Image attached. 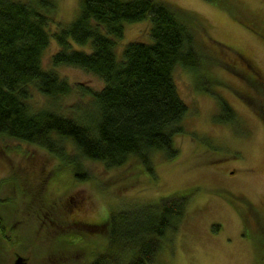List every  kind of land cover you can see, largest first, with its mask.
<instances>
[{
	"label": "rangeland",
	"instance_id": "obj_1",
	"mask_svg": "<svg viewBox=\"0 0 264 264\" xmlns=\"http://www.w3.org/2000/svg\"><path fill=\"white\" fill-rule=\"evenodd\" d=\"M77 1L54 0L52 17L66 24ZM165 1L184 11L199 51L195 70L181 64L172 69L187 105L184 131L172 138L176 153L155 151L150 170L133 158L107 166L78 155L71 142L65 149L72 159H65L0 132V264H12L18 254L26 264H83L103 249L102 221L110 211L128 216L172 193L186 202L150 264H264V0ZM123 26L116 56L128 40H149L148 19ZM55 49L50 38L41 54L44 67ZM55 69L71 84L102 85L81 67ZM86 96L72 88L58 100L60 111L84 117L90 113ZM219 98L231 109L228 119L216 117ZM46 102L35 91L29 98L31 107ZM76 171L87 176L77 178ZM133 222L126 217L121 232Z\"/></svg>",
	"mask_w": 264,
	"mask_h": 264
},
{
	"label": "trees",
	"instance_id": "obj_2",
	"mask_svg": "<svg viewBox=\"0 0 264 264\" xmlns=\"http://www.w3.org/2000/svg\"><path fill=\"white\" fill-rule=\"evenodd\" d=\"M77 6L62 25L52 17L54 0H0V132L46 146L65 159H72L65 149L71 142L78 155L107 166L133 158L150 170L151 155L158 150L174 155L172 138L184 131L187 105L172 69L175 64L197 68L193 26L184 11L165 0H78ZM143 18L149 20V40H128L116 56L114 44L124 22ZM50 38L56 49L44 67L41 54ZM72 43L89 45L85 50ZM59 64L90 71L102 85L71 84L56 71ZM72 88L87 95L90 113L84 117L80 111L73 116L59 109L58 100ZM34 91L46 97L44 105L31 107ZM217 102L216 117L230 118L229 106L220 98ZM86 176L85 171L75 172L77 178ZM185 200V195L172 193L128 216L122 209L110 211L102 221L107 244L83 264H150L162 233L179 218ZM126 217L137 224L121 232Z\"/></svg>",
	"mask_w": 264,
	"mask_h": 264
},
{
	"label": "water",
	"instance_id": "obj_3",
	"mask_svg": "<svg viewBox=\"0 0 264 264\" xmlns=\"http://www.w3.org/2000/svg\"><path fill=\"white\" fill-rule=\"evenodd\" d=\"M12 264H26V261L23 256L18 254L14 257Z\"/></svg>",
	"mask_w": 264,
	"mask_h": 264
}]
</instances>
